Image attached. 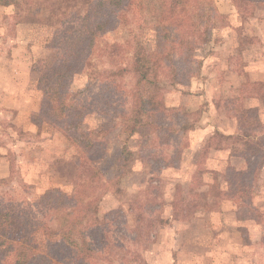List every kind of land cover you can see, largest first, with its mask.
Returning <instances> with one entry per match:
<instances>
[{
	"label": "trees",
	"instance_id": "obj_1",
	"mask_svg": "<svg viewBox=\"0 0 264 264\" xmlns=\"http://www.w3.org/2000/svg\"><path fill=\"white\" fill-rule=\"evenodd\" d=\"M44 1L49 9L46 20L55 30L48 45L54 51V62L38 79L41 100L31 121L36 126L48 125L76 150L72 190L67 193L54 187L38 193L25 182L14 187L10 164L9 176L0 179V264L140 263V255L128 249L123 259L116 255L123 245L111 233L116 230L120 240L126 237L118 220L126 213L122 208L102 212L101 196L92 186L94 177L101 175L99 161L108 151L104 138L107 125L115 122L112 126L125 134L123 147L135 135H160V141L169 145L173 136L187 132L193 124L185 117L175 126L178 113L161 105V95L166 86L187 84L198 74L201 63L195 56L213 40L225 17L213 0H25L12 4L16 23L38 21L37 4ZM251 1L232 0L236 8L244 10V2ZM138 18L153 37V53L146 50L147 40L142 34L131 36L130 28L137 26ZM120 28H127L131 38L100 47L102 36ZM130 52L128 62L126 54ZM97 57L98 65L94 63ZM99 63L111 67L101 71ZM79 73H86L88 78L83 89L73 85ZM126 76L131 79L128 87L122 83ZM96 86L99 92L92 94ZM228 112L243 123L247 169L226 168L229 191L223 198L236 202L238 220H251L261 227L256 244L264 249V210L253 204L254 183L264 165V145L251 134L260 127L259 122L249 121L247 111L239 113L236 107H229ZM94 117L103 121L85 127ZM175 141L180 150V137ZM259 157L260 165L256 161ZM122 175L114 173V177ZM148 192L138 195L127 210L141 230L142 215L156 206ZM66 211L67 222L56 225L53 216ZM137 236L130 241H137Z\"/></svg>",
	"mask_w": 264,
	"mask_h": 264
},
{
	"label": "rangeland",
	"instance_id": "obj_2",
	"mask_svg": "<svg viewBox=\"0 0 264 264\" xmlns=\"http://www.w3.org/2000/svg\"><path fill=\"white\" fill-rule=\"evenodd\" d=\"M24 1L0 0V67L4 66L5 69L0 68V86L6 84V87H11V83L19 79L14 73H11L13 71L11 66L13 65L15 69L18 66L17 60L26 61L30 64L33 71L37 73V79H39L42 72L47 70L48 65L54 62V51L48 45L55 30L46 20V17L49 16L47 2L44 1L41 4L38 2L37 4L40 5L38 21L16 23L12 4H22ZM213 1L219 7L226 4V0ZM230 1L233 4L232 0ZM263 1L244 2L247 6L245 10L244 8L238 9L236 6L235 8L243 21L250 16H254V14L258 19H262L264 17ZM74 10L72 8V11ZM224 17V22L219 24L213 42L201 47L195 56L196 61L201 63V67L203 61L206 62V73L203 78L199 77L200 67L198 74L194 75L187 84L173 87L166 86L161 95V105L166 108H174L178 113V120L174 123L175 126H178L185 117L190 125L193 124L191 127L189 126L190 129L187 132L180 133L177 137L173 136L169 145L160 141V135L142 137L135 135L128 138L125 147H123L126 139L125 134L119 132L117 126H112L115 122L107 125L104 138L108 141V151L99 161L98 168L101 175L94 177L92 186L96 189V193L101 196L100 202L102 204L99 203V208L102 212L122 208L126 213H124L125 218L118 219L121 221L126 237L120 240V234L116 230L111 233L112 237L123 245V248H119L116 252V255L121 259L126 256L125 250L128 249L140 255V263L135 262V264H149L151 262L148 259H153L156 256L160 258V264H167L164 262L166 257L162 252H164V246L172 241L173 234H176L172 242L176 249L172 264H264V249L256 244L259 241L261 227L251 220L236 223V221H232V213L217 216L208 215L206 208L219 209L218 189L220 183L218 181V186L211 184L212 188H206L198 182L201 178L200 174L203 172L201 164L207 158L208 152L210 153L214 148H218L220 143L227 142L235 153L245 155L244 140L239 141L237 138H227L215 133L208 141L206 140L207 142L202 143L194 154L196 159L194 161L198 162L199 166L193 169L188 165L193 160V156L189 155L188 157L187 155L191 153L189 151L193 147L192 141L194 142L195 138H201V136H197L196 131H199L197 126L203 112L207 114L211 112L210 115L212 116L210 117L214 119L216 117V121L220 119L221 115L228 112L229 107H236L239 113L246 109L249 121L254 119L256 115L255 110L245 108L250 102L248 96L240 97L238 90L234 88L233 84L236 76L221 70L222 65L218 62L219 53L224 52L221 45L224 28L230 25V21L234 22L229 15H224ZM138 19L137 26L134 25L130 28L133 30L131 36L142 34V39L147 40L146 50L149 54L153 53V37L147 26L144 25V21ZM138 26H141L142 29H137ZM234 31L238 34L255 32L253 28L244 23L241 27L234 28ZM131 36H129L127 28H120L102 36L100 47L106 43L122 42L128 37L131 38ZM19 46L20 49L23 48V51L18 50ZM240 47L255 51L258 58H261L260 54L264 55L261 52L263 45L259 43L257 38L244 39ZM214 53H217L218 56L211 55ZM249 54L246 53L245 57L241 55L234 56L232 64L245 63L244 59L250 58ZM126 57L129 62L131 52L127 53ZM3 60L4 62H2ZM99 61L100 59L97 57L94 63L96 62L98 65ZM105 63L108 64V62ZM106 64L99 63V70L103 71L111 67ZM25 75H23V78H28ZM19 81L25 80L19 79ZM72 81L74 88L83 89L87 85L88 78L86 73H79V75L74 76ZM129 82H131L130 76H126L122 83L125 86ZM0 91L3 92L1 88ZM38 91L41 95V91L39 89ZM250 91L264 93V86L255 85L242 89L243 93ZM97 92H99V87H92L91 93ZM14 115L13 110L5 108L0 103V157L6 158L7 163L13 166L15 180L11 185L17 187L20 185L19 183L25 182L34 186L38 193L54 187L70 193L72 190L70 180L74 174L72 160L77 156L76 150L64 144L61 136L46 134L50 133V131L46 132L48 129L46 124H43V131L41 130L43 134L32 136L24 133L20 126L14 124ZM100 121H103V119L94 117L92 122L85 124V127L98 126ZM220 122L218 121V123ZM261 129H254L251 134L254 137H263H260L259 141L264 145V129ZM179 137L180 143H183L180 150L178 144H176L178 142L175 141ZM176 149L180 153L174 154ZM122 150L120 162L117 164L116 159ZM180 159H183V161ZM261 160L260 157L256 159L258 165H260ZM5 165L7 166V164ZM5 165L0 163L1 175L7 173ZM166 167L170 169L168 173L163 172ZM117 171L123 173V175L114 177V173ZM161 173L162 175H160ZM127 176L129 178L126 180L122 179ZM190 176H193V181L189 184L188 179ZM29 177H34L35 181L30 182ZM173 182H175L173 212L171 218L166 219L167 197L173 189ZM148 184L151 185L150 188ZM254 185L256 189L253 204L258 209L264 210V173L258 175ZM146 191H151L148 192L151 194L149 198L155 199L154 204L156 201V206L153 207L151 213L144 212L142 215L144 221L141 230L136 225L135 217L128 214L127 210L131 201ZM110 195L114 199L118 198L120 206L111 208ZM232 210L234 211V207ZM68 218L67 211L61 214L56 213L53 216L56 225H64ZM171 225L175 227L174 232L176 233L160 231L162 228ZM136 236L138 237L137 241H130V239H135ZM156 238L158 243L155 246ZM246 238L248 242L245 241ZM116 262L114 264H117ZM124 264L130 263L126 261Z\"/></svg>",
	"mask_w": 264,
	"mask_h": 264
},
{
	"label": "crops",
	"instance_id": "obj_3",
	"mask_svg": "<svg viewBox=\"0 0 264 264\" xmlns=\"http://www.w3.org/2000/svg\"><path fill=\"white\" fill-rule=\"evenodd\" d=\"M216 7L219 13L225 16L229 15L234 20V22L230 21L231 22L230 25L226 26L224 28L225 30L222 33V37H221L222 44L221 45L223 46L222 48L224 52L221 54L219 53V61H218L219 64L222 65L221 70L225 71L228 74H234L236 76V80L233 84L234 88L238 90L240 97L243 98L244 96L245 97L248 96L249 101H250L248 106L244 105L245 108H247V110L256 111V115L254 119H256L259 122V126H260L259 128H256V130H259L261 128L264 129V93H255L253 91H250L248 93L242 92V89L244 87L255 86V85L264 86V55L260 54L261 58H258L257 53L255 51L247 50L244 48L242 49L240 47L244 39L257 38L259 40V43L263 45V48H261L262 49L261 52L264 53V20H262L264 19V17H262V19L260 18L258 19V17H256V14H254V16H250L248 17L247 20L243 21L240 15L238 14L237 9L231 3L230 0H226V4L223 6L221 5L222 8L219 7V5H216ZM242 23H244L248 27L253 28L255 32L249 33V34L243 32L242 34H238V32L234 31V28L241 27ZM214 36L216 35L214 34ZM214 36H213V39H215ZM212 42L213 40L210 43ZM18 50L23 51V48L21 47L20 49V46H19ZM246 53L248 54L251 53V54H249L250 58L244 59L245 63L242 62V64L238 63L237 65L232 64V58L234 56L241 55L242 57H245ZM211 55L218 56L217 53L216 54L214 53ZM11 56H14V55H11ZM221 56L223 57L222 60H221ZM213 57L212 59H214ZM2 62H4V60ZM16 62L18 66H16V69H15L14 66L12 65L11 68L13 69V71L11 73H14L16 77H18L20 80H25V81H19L18 79L17 81L12 82L11 87L13 88L9 86L6 87V84L1 85L0 88L3 90V92L0 91V103L5 108L13 110V113L15 114L13 117L14 124L16 126H20L24 130L23 131L24 133H28L29 135H32V136H37V135L43 134L41 130L43 131L42 127L44 126V125L36 126L31 121V117L37 114L39 111V104H40V99H41V95H39V91L37 88V83H38L37 73L33 71L31 65L26 63V61L22 62V61L17 60ZM205 64L206 62L203 61L201 72L199 75L200 78H203V76L206 73ZM0 68L4 69V66ZM23 75L27 76L28 78L24 79ZM28 90L30 91L28 92ZM244 110L246 111V109ZM210 114L211 112H209L208 114L203 112L202 117L200 116V122L197 126L199 131H196V132H197V136L199 137L201 136V138H198V139L195 138L194 142L192 141L193 147L190 148V151H189L191 153L187 154L188 157L189 155L193 156L192 162L188 164L193 169H196L199 166V163L194 161L196 160L194 156L195 152L197 151L198 148H200L202 143L207 142L209 138L212 137L215 133L221 134L222 136L227 137V138H237L239 141L244 140L241 137L243 134L241 130L242 123L240 122V119L237 115H231V113L226 112L220 116V119L218 121H221V122L218 123V121H216V117L214 119L210 117L212 116ZM49 131L50 133H46V134H54V135L61 136L58 132L54 131L51 127L48 126V129L46 130V132H49ZM260 137L259 138L254 137V139L259 141ZM63 143L66 144L65 141H63ZM219 145H218V148H214L210 153L209 152L207 153V158L205 159L204 163L201 164L203 167L202 169L203 172L202 174H200L201 178H199L198 182L200 185L206 188L207 187L210 188L211 184L218 186L217 184L218 181L220 183L219 189L217 188L219 192L218 199L220 201L218 203L219 209L212 210L211 208H206L208 215L217 216V215H223V214L228 215V213H232L233 215L232 221H236V223H238L242 221V220H238L235 217L236 211L238 209V205L236 204V202L223 198L225 193L229 191V183H228L227 176H226V168L232 167L237 171H246L247 169L246 159L242 153H235L233 149L231 148V146H228L229 144H227V142H222ZM244 146H245V152H246L245 140H244ZM180 160L183 161V159H180ZM0 163L4 165L7 164V166L5 165L7 173L6 175L0 174V179L7 178L10 174V165L7 163V160L4 157H0ZM224 166H225V169L222 171V168ZM164 169L165 170L163 172H166V173H168L170 170V169H167V167ZM263 169H264V165H262V170ZM162 173L160 175H162ZM263 173H264V170H263ZM209 175L211 177H208ZM29 178H30V182L33 183V181H35L34 177H29ZM127 178H129V176L124 177L122 179L126 180ZM188 181L190 184V182L193 181V176L192 177L190 176ZM172 184H173L172 185L173 189L170 191V195L167 197L166 207L168 209H166L165 211L166 219L171 218V213L173 212L172 207L174 205L173 200L175 199L174 198L175 182H173ZM109 198H110V202H112L111 208L120 206L118 198L114 199L112 195H110ZM100 204H102V202H100ZM233 207H234V211L232 210ZM243 221H246V220H243ZM160 231L161 232H167V231L174 232L175 227L171 225L170 227L162 228ZM175 235L176 234H173L172 241H170L167 244V246H164V249L162 248L164 250V252L162 253L166 257V261L164 262H166L167 264H172L174 262L173 258L175 256L176 249L174 248L172 242L174 241L173 238ZM157 243H158V240L156 238V243L154 245L156 246ZM148 260H150L151 262L149 264H160V258L158 256H156L153 259L150 258Z\"/></svg>",
	"mask_w": 264,
	"mask_h": 264
}]
</instances>
